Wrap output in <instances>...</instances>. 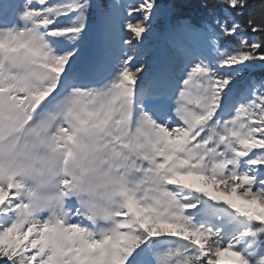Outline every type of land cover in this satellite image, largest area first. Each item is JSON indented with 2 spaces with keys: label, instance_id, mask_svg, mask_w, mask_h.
I'll use <instances>...</instances> for the list:
<instances>
[{
  "label": "snow or ice",
  "instance_id": "1",
  "mask_svg": "<svg viewBox=\"0 0 264 264\" xmlns=\"http://www.w3.org/2000/svg\"><path fill=\"white\" fill-rule=\"evenodd\" d=\"M0 264H264V0H0Z\"/></svg>",
  "mask_w": 264,
  "mask_h": 264
},
{
  "label": "trees",
  "instance_id": "2",
  "mask_svg": "<svg viewBox=\"0 0 264 264\" xmlns=\"http://www.w3.org/2000/svg\"><path fill=\"white\" fill-rule=\"evenodd\" d=\"M257 75H259V73H257Z\"/></svg>",
  "mask_w": 264,
  "mask_h": 264
}]
</instances>
